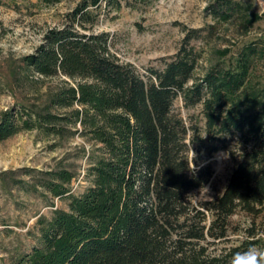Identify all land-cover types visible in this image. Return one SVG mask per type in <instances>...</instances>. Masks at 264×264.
I'll return each instance as SVG.
<instances>
[{
    "label": "trees",
    "instance_id": "trees-1",
    "mask_svg": "<svg viewBox=\"0 0 264 264\" xmlns=\"http://www.w3.org/2000/svg\"><path fill=\"white\" fill-rule=\"evenodd\" d=\"M100 1H84L26 58L39 75L74 82L52 92L46 109L5 112L0 122V141L22 129L63 137L73 128L96 146L84 192L71 193L77 174L67 169L40 184L68 207L41 216L37 243L11 264H222L209 246L226 239L229 220L264 212V82L249 71L256 49L202 78L185 49L140 72L112 52L107 32H95ZM127 1L106 0L117 9ZM238 6L216 0L213 14L244 18ZM178 98L201 107L204 134L174 110ZM220 149L235 168L222 194L196 206L190 195L213 177L207 160Z\"/></svg>",
    "mask_w": 264,
    "mask_h": 264
},
{
    "label": "rangeland",
    "instance_id": "rangeland-1",
    "mask_svg": "<svg viewBox=\"0 0 264 264\" xmlns=\"http://www.w3.org/2000/svg\"><path fill=\"white\" fill-rule=\"evenodd\" d=\"M84 1L90 2L0 1V122L5 112H22L23 107L28 111L46 109L52 92L74 82L61 76H41L26 58L37 53L50 29L71 24V14ZM233 1L244 18L239 14L229 19L215 17L216 0H128L119 9L101 0L99 7L90 9L99 13L95 32H107L112 52L140 72L163 69L185 49L198 56L194 75L202 78L216 66H233L248 48H255L249 71L250 80L258 85L264 82V0ZM174 110L188 125L202 127L204 134L200 106L186 107L178 98ZM71 132L59 137L22 129L0 141V264H11L32 249L41 216L50 218L56 208L68 207L67 199L54 197L40 186L49 172H76L70 185L75 195L88 187L86 172L96 146L78 131ZM231 144L233 150L234 141ZM208 162L214 174L205 187L191 193L196 206L223 193L236 165L222 149ZM249 242L264 248V212L253 217L237 211L229 220L226 239L210 244L209 250L222 256V264H229L232 255L244 251Z\"/></svg>",
    "mask_w": 264,
    "mask_h": 264
},
{
    "label": "clouds",
    "instance_id": "clouds-1",
    "mask_svg": "<svg viewBox=\"0 0 264 264\" xmlns=\"http://www.w3.org/2000/svg\"><path fill=\"white\" fill-rule=\"evenodd\" d=\"M229 264H264V248L253 245L242 252H235Z\"/></svg>",
    "mask_w": 264,
    "mask_h": 264
}]
</instances>
